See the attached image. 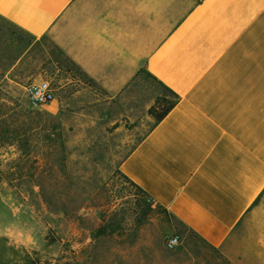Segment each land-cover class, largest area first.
I'll use <instances>...</instances> for the list:
<instances>
[{
  "label": "crops",
  "instance_id": "obj_1",
  "mask_svg": "<svg viewBox=\"0 0 264 264\" xmlns=\"http://www.w3.org/2000/svg\"><path fill=\"white\" fill-rule=\"evenodd\" d=\"M0 18L115 97L141 75L167 89L120 172L173 234L264 264V0H0Z\"/></svg>",
  "mask_w": 264,
  "mask_h": 264
},
{
  "label": "rangeland",
  "instance_id": "obj_2",
  "mask_svg": "<svg viewBox=\"0 0 264 264\" xmlns=\"http://www.w3.org/2000/svg\"><path fill=\"white\" fill-rule=\"evenodd\" d=\"M42 79L55 98L30 108ZM157 97L173 100L148 75L111 95L48 36L0 18V264H227L192 234L166 248L170 218L119 170Z\"/></svg>",
  "mask_w": 264,
  "mask_h": 264
},
{
  "label": "built area",
  "instance_id": "obj_3",
  "mask_svg": "<svg viewBox=\"0 0 264 264\" xmlns=\"http://www.w3.org/2000/svg\"><path fill=\"white\" fill-rule=\"evenodd\" d=\"M27 91V104L30 108H37L51 103L55 98L53 88L47 80L42 79L33 83ZM178 242L179 235L172 234L166 239L165 246L168 249H173Z\"/></svg>",
  "mask_w": 264,
  "mask_h": 264
},
{
  "label": "trees",
  "instance_id": "obj_4",
  "mask_svg": "<svg viewBox=\"0 0 264 264\" xmlns=\"http://www.w3.org/2000/svg\"><path fill=\"white\" fill-rule=\"evenodd\" d=\"M30 36L33 37L32 35H30ZM166 100H167L166 98H164V99L163 98H160V97H157L156 98V102L157 103H164V105H163L164 107H163V109L160 112H157L156 111V106L155 105L151 106L148 109V113L151 114V115H153L155 117V120L162 119L169 112V110L173 107V105H174V99L173 100H170V101H166ZM124 178L126 180H128L132 185H134L136 187V189L141 190L142 192H144L136 184H134L132 181H130L126 176H124Z\"/></svg>",
  "mask_w": 264,
  "mask_h": 264
}]
</instances>
